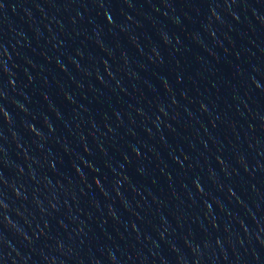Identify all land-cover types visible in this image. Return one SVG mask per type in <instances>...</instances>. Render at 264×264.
Returning a JSON list of instances; mask_svg holds the SVG:
<instances>
[{
  "label": "water",
  "instance_id": "1",
  "mask_svg": "<svg viewBox=\"0 0 264 264\" xmlns=\"http://www.w3.org/2000/svg\"><path fill=\"white\" fill-rule=\"evenodd\" d=\"M0 264H264V0H0Z\"/></svg>",
  "mask_w": 264,
  "mask_h": 264
}]
</instances>
